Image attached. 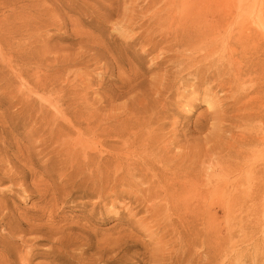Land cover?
Listing matches in <instances>:
<instances>
[{"label": "rangeland", "instance_id": "obj_1", "mask_svg": "<svg viewBox=\"0 0 264 264\" xmlns=\"http://www.w3.org/2000/svg\"><path fill=\"white\" fill-rule=\"evenodd\" d=\"M238 1L212 3L217 9L226 2L224 7L234 12L240 7L248 13H264V0H241L239 5ZM171 4L167 0H0V211L5 207V215L0 212V264H176L172 238L152 215L149 195L97 193L91 164L103 159L101 153L108 148L85 142L89 125L96 130L125 124L135 108L143 112L148 106L149 110L163 105L166 97L155 93L152 80L157 73L174 70L163 49L164 37L173 29L172 20L174 26L182 24L187 11ZM214 17L208 15L209 20ZM183 76L189 82L167 97L161 136L171 140L176 133L187 135L191 144L184 150L204 152L216 145L227 151L233 145L232 134H212L213 140L209 136L206 142L212 120L202 113L208 107L203 97L217 99L225 90L214 87L205 93L201 89L209 83H199L188 73ZM193 83L201 89L194 90ZM258 129L260 124L255 127L260 134ZM178 150L174 146L171 153ZM250 160H235L237 169L226 173L215 165L209 180L205 171L198 175L202 194L193 199L202 208L197 225L202 232L193 253L197 250L200 264H205L209 241L218 228L223 232L226 225L243 222L240 217L247 206L239 202L242 195L250 193L253 183L264 186L262 158ZM248 169L255 172L252 179H247ZM208 192L213 206L203 220L207 203L201 197ZM220 193L234 202L224 207ZM32 217L36 229L19 224V219ZM18 224L24 232L13 235ZM249 243L234 249L239 252ZM229 261L230 257L223 263Z\"/></svg>", "mask_w": 264, "mask_h": 264}, {"label": "bare ground", "instance_id": "obj_2", "mask_svg": "<svg viewBox=\"0 0 264 264\" xmlns=\"http://www.w3.org/2000/svg\"><path fill=\"white\" fill-rule=\"evenodd\" d=\"M167 2H171L175 7L181 5L182 11H187L181 18L182 24L174 26L172 20L170 26L173 29L164 37L167 41L163 49L167 54V61L174 70L169 74L157 73L152 80V89L155 93L159 97H166L163 99V105L157 109L152 106L149 110L148 106L143 112L135 108L132 115L124 121L125 124H113L109 128L99 129V127L96 130L89 125L90 135L85 142L87 145L94 144L108 148L105 154L101 153L105 155L103 159L91 164L92 185L99 188L97 193L102 194L108 190L115 193L145 192L152 201L149 204L152 215L172 238L175 246L174 262L200 264L197 250L193 253L196 246L201 243L202 232L197 229L202 208L193 199L199 193L202 194V191L198 190L200 188L198 175L201 171L204 174L205 171V179L209 180L210 169L215 165L221 167V171L225 170L224 173L230 169L235 170L237 162L244 157H251L250 162L252 158L255 162L262 158L264 162V13L252 14L245 8L240 10V7L234 12L229 7H224L226 2L223 3L222 9H217L212 0H167ZM239 3L241 0L238 1V5ZM210 14L215 16L211 20L208 19ZM184 73L193 76L199 83L210 84L206 89H201L193 83L191 85L194 90L201 89L205 93H210L214 87H217L216 91L225 90L221 95L224 97L228 95L225 99L221 95L217 96V99L214 96L203 97L208 107L202 112L212 120L210 122L212 131L209 132L210 135L205 136L206 142H209L208 137L211 138L212 134L213 137H222L226 132L232 134L230 139L233 145L227 151L216 145H209L204 152L196 151L194 148L184 150L183 148L191 144L187 135L182 137L176 133L171 140L161 136V131L166 125L165 121L161 120L162 116L167 117L164 113L167 97L177 92L180 85L189 82L188 79H183ZM138 86L139 84L133 85V90ZM227 99L230 104L224 106L223 102ZM258 124H260L258 129L260 134L255 130ZM112 134L115 138L110 137ZM181 140L184 142L179 145ZM80 142L82 143L81 139ZM260 143L263 147L261 145L262 148L258 149ZM174 146L179 150L171 153ZM217 148L220 149L216 150ZM209 159L214 161L209 162ZM231 161L236 163L231 165ZM247 172V179H252L255 172L253 170ZM143 183L144 188L141 186ZM252 186L250 193H244L242 195L245 196L244 199L239 201L240 204L247 206V211L240 217L243 222L235 226L226 225L223 232V228L216 230L209 241L205 264H222L229 257L230 264H264V207L261 206L264 203V186L259 183H253ZM210 194L208 192L207 197H201L204 205L207 203L206 210H203L205 214L203 220L211 214L213 206L211 203L214 198H209ZM218 197L226 200L222 203L224 207L234 202L228 201L226 194L220 193ZM135 198L139 199L136 195ZM4 208L1 207L0 212ZM2 213L5 215V212ZM246 219L249 222H244ZM34 220L35 217L19 219V224L36 229ZM19 224L17 230H13V235L16 231L24 232L19 230L21 228ZM49 234L52 236L51 233ZM234 236L240 238L231 240ZM250 241H252L249 243L250 247L241 251L239 249V252L235 251L236 246ZM230 255L234 257L231 259Z\"/></svg>", "mask_w": 264, "mask_h": 264}]
</instances>
